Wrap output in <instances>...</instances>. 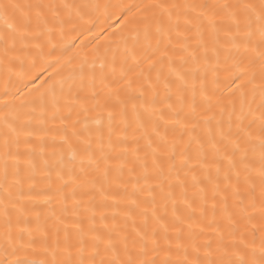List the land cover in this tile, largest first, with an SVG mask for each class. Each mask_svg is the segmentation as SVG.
Masks as SVG:
<instances>
[{
    "label": "snow or ice",
    "instance_id": "1",
    "mask_svg": "<svg viewBox=\"0 0 264 264\" xmlns=\"http://www.w3.org/2000/svg\"><path fill=\"white\" fill-rule=\"evenodd\" d=\"M0 264H264V0H0Z\"/></svg>",
    "mask_w": 264,
    "mask_h": 264
}]
</instances>
